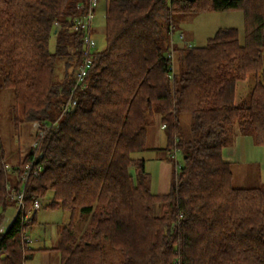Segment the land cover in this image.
<instances>
[{
	"label": "trees",
	"instance_id": "obj_1",
	"mask_svg": "<svg viewBox=\"0 0 264 264\" xmlns=\"http://www.w3.org/2000/svg\"><path fill=\"white\" fill-rule=\"evenodd\" d=\"M82 3L0 0V91L12 88L23 120L45 127L13 174L0 141V264L32 258L26 236L36 212L30 222L23 214L37 199L43 206L49 192L45 206L71 214L45 248L61 254L59 264H264V187L233 185L223 157L235 126L264 145V0H107L105 48L92 53L78 85L84 31L71 26L85 13ZM232 9L244 12V42L235 27L204 46L173 41L176 13ZM58 59H69L62 77ZM252 73L249 99L237 102V84ZM184 114L192 117L189 130ZM158 115L166 145L156 149L176 165L164 193L151 190L146 160L134 156L151 149L148 128ZM178 152L183 163L174 160ZM8 185L24 189L25 207L1 232L16 204ZM77 215L90 217L83 230Z\"/></svg>",
	"mask_w": 264,
	"mask_h": 264
},
{
	"label": "rangeland",
	"instance_id": "obj_2",
	"mask_svg": "<svg viewBox=\"0 0 264 264\" xmlns=\"http://www.w3.org/2000/svg\"><path fill=\"white\" fill-rule=\"evenodd\" d=\"M106 2L107 0H100L91 28L93 38L97 43V49H104L106 45ZM174 19L177 31L173 41L177 44L184 43L181 40H184L185 37L187 42L194 46H204L209 38L213 37L219 29L230 27L238 29L240 40L244 42L245 16L241 9L189 14L176 13ZM179 34L182 36L181 40ZM50 48L52 51L56 48L55 36L51 39ZM67 61L69 62V59L57 60V77H62L65 74V62ZM176 67L177 69L179 68L178 61ZM255 81V73H252L248 75L245 81L237 84V102L249 99V94ZM16 104L17 101L12 88H5L0 91V141L4 151V161L8 164L6 168L8 167L9 174H13L14 169L18 167L24 154L27 153L30 146L38 137V129L35 127V124L23 120L20 108H13ZM156 119L148 128L147 147L151 149L136 152L134 156L142 157L146 160V169L151 175V190L155 193H164L172 188L176 165L173 162V158L171 159L165 151L156 149V147L166 145L164 129L163 127L160 130L158 129L160 127L158 116H156ZM182 121L184 129L189 130L192 122L191 115L184 114ZM236 128L238 126H235L232 130L233 138ZM242 145L245 161L234 165L233 185L238 187H264V145L260 146L257 143L254 133H243ZM174 160L183 163L182 152H178ZM52 194V192H49L45 199H42L43 206L36 211V222L27 233L33 239V242L29 245L35 250L32 258L26 261L25 264H59L61 262V254L58 251L46 250L45 248H50L56 243L59 238V234L57 233L58 226L67 224L71 220V214L61 207L53 209L45 206L49 203ZM16 213L17 205L14 202L7 207L1 225V232H5L8 229ZM89 219V215H84L83 217L77 215L75 218L76 228L83 230L87 226ZM44 251L48 253H44Z\"/></svg>",
	"mask_w": 264,
	"mask_h": 264
},
{
	"label": "built area",
	"instance_id": "obj_3",
	"mask_svg": "<svg viewBox=\"0 0 264 264\" xmlns=\"http://www.w3.org/2000/svg\"><path fill=\"white\" fill-rule=\"evenodd\" d=\"M99 3H100V0H87L85 1V3L80 4L79 7L84 8L85 13L81 16L75 17L73 19V23L71 26V30L74 32L84 31L82 35V42L84 44L85 57H84V60L81 62V64L78 66V69L76 71V83L78 85L81 83L84 84L85 78L89 72V69L91 68L93 64L92 53L97 49V43L95 39L93 38V35L90 30L92 28V24L95 19V12H96V9ZM54 26H55L54 32H56L59 29L60 24L56 21L54 23ZM181 34H180V38L182 37ZM170 57L171 58L174 57L173 53H170ZM75 104H76V101H73L72 104L70 103L69 106H67V109H69V107L74 106ZM34 124H35V127L38 129V137L31 145L32 147H36L38 145L39 139L43 136L44 130H45V127L42 124L38 122ZM32 164L27 163L25 165V170L21 177L23 181H26L29 171L32 170ZM177 166L179 167V164H177ZM38 170L39 171L42 170L41 164L38 166ZM8 188L11 190L10 193L12 197H14V199L16 200L17 211H20L21 209L25 207L24 189L16 190L11 185L10 186L8 185ZM41 205H42L41 201L37 199L34 202L33 210H29L23 214V221L24 222L32 221V219L34 218L35 212L41 207ZM26 242L30 244L33 242V239L30 238L29 236H26Z\"/></svg>",
	"mask_w": 264,
	"mask_h": 264
},
{
	"label": "crops",
	"instance_id": "obj_4",
	"mask_svg": "<svg viewBox=\"0 0 264 264\" xmlns=\"http://www.w3.org/2000/svg\"><path fill=\"white\" fill-rule=\"evenodd\" d=\"M83 1H86V0H79V3L83 2ZM158 121L160 123V127L158 129L160 130L163 127L161 124L160 115H158ZM260 146H262V145H260ZM223 157L226 161L232 163V168L234 167L235 164H239V163H242V161H245V156H244V152H243V145H242V134L240 133V130L238 128L235 129V136L232 139V142L224 148ZM12 221H11V223H12ZM44 253H48V252L44 251Z\"/></svg>",
	"mask_w": 264,
	"mask_h": 264
}]
</instances>
